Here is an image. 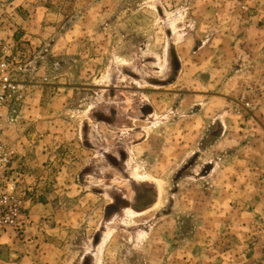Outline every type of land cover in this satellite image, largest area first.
Returning <instances> with one entry per match:
<instances>
[{
	"label": "rangeland",
	"instance_id": "374dc122",
	"mask_svg": "<svg viewBox=\"0 0 264 264\" xmlns=\"http://www.w3.org/2000/svg\"><path fill=\"white\" fill-rule=\"evenodd\" d=\"M261 25L264 0H0L27 201L0 259L264 264Z\"/></svg>",
	"mask_w": 264,
	"mask_h": 264
},
{
	"label": "built area",
	"instance_id": "2783aa9c",
	"mask_svg": "<svg viewBox=\"0 0 264 264\" xmlns=\"http://www.w3.org/2000/svg\"><path fill=\"white\" fill-rule=\"evenodd\" d=\"M21 60L14 48L0 40V110L14 107L26 97L25 86L18 82ZM14 151L0 138V229H16L25 215L26 200L17 194L13 174ZM261 250L264 256V239Z\"/></svg>",
	"mask_w": 264,
	"mask_h": 264
},
{
	"label": "crops",
	"instance_id": "0c3cea01",
	"mask_svg": "<svg viewBox=\"0 0 264 264\" xmlns=\"http://www.w3.org/2000/svg\"><path fill=\"white\" fill-rule=\"evenodd\" d=\"M251 28V27H250ZM259 30L261 32H264V26L261 25V27H259ZM263 41H264V37H263ZM19 161V159L17 160ZM14 174V173H13ZM19 177H22L19 175ZM25 176L24 178L22 177V179L20 180V184L25 182ZM18 188V186H17ZM37 207V205H33L32 206V211L34 212V209ZM47 208V206H43V209ZM45 213H47V210H43ZM19 239L15 238L13 235H8L5 232H0V249L5 247V246H13L16 247L17 242ZM34 264L32 262L31 259V255H29V253H19V254H15V258L13 260H11L8 264ZM0 264H7V261H3L0 259Z\"/></svg>",
	"mask_w": 264,
	"mask_h": 264
}]
</instances>
